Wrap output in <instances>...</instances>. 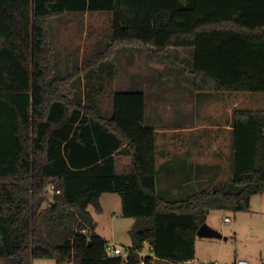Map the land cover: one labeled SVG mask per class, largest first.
<instances>
[{"label": "trees", "instance_id": "obj_1", "mask_svg": "<svg viewBox=\"0 0 264 264\" xmlns=\"http://www.w3.org/2000/svg\"><path fill=\"white\" fill-rule=\"evenodd\" d=\"M66 11H111L113 38L82 67L55 75L48 21ZM138 46L181 66L172 49H190L198 91L264 92V0H0V258L139 264L148 244L146 264L187 261L211 209L250 211L252 196L264 193V109L233 112V189L219 181L167 199L157 189L145 91H116L110 116L73 99L81 68ZM122 151L132 160L125 172L116 166ZM105 192L119 193L123 215L135 218L127 259L109 255L96 232L89 206L101 211Z\"/></svg>", "mask_w": 264, "mask_h": 264}, {"label": "rangeland", "instance_id": "obj_2", "mask_svg": "<svg viewBox=\"0 0 264 264\" xmlns=\"http://www.w3.org/2000/svg\"><path fill=\"white\" fill-rule=\"evenodd\" d=\"M112 23L111 11H66L51 17L48 24L56 54L55 75L66 74L75 66L82 67L86 60L105 50L113 38ZM178 58L181 59L182 66L179 64L180 60H174L172 56L150 55L145 47H119L111 57L90 72L81 68V74L72 87L73 99L92 104L102 114L109 115L113 109L116 91H145L146 123L157 126L158 145H207L209 159H217L219 156V178L227 177L229 172L232 174L234 167L233 145H222L220 139L219 147L214 145L216 127L231 121L235 109L263 110L264 92L198 91L194 88L193 76L187 69L189 58L193 61L191 52L180 50ZM200 124L205 126L191 131L177 132L174 129L178 126L192 127ZM200 135L201 142L198 139ZM160 158L161 156L158 161ZM208 163L209 168L215 167L210 165L211 161ZM208 186L191 185L179 196H165L173 199L184 198L197 189ZM53 193L50 186L47 193L49 200L53 199ZM258 197L260 200L254 202L250 212L212 209L206 223L216 229L219 236H200L196 242V257L184 264L209 261L215 264H234L236 259L241 258L249 264H264V193H259ZM107 203L112 204L113 209L105 214L93 209L97 215L96 217L94 214L96 220L100 222L99 228L109 238V243L127 248L131 243L127 220L114 209V202ZM261 203L263 207L260 206ZM112 231L120 236L112 237ZM10 263V259L0 258V264ZM32 264L57 263L54 258H34ZM155 264L164 262L159 259Z\"/></svg>", "mask_w": 264, "mask_h": 264}, {"label": "crops", "instance_id": "obj_3", "mask_svg": "<svg viewBox=\"0 0 264 264\" xmlns=\"http://www.w3.org/2000/svg\"><path fill=\"white\" fill-rule=\"evenodd\" d=\"M183 49L190 51V49L188 48H174L172 49V52L177 53L180 50L182 51ZM105 115L107 116L108 114H105ZM110 115L111 114H109L108 116ZM232 121H233V115L231 116V121H227V123L224 125L222 124L217 125L218 128L216 127V139H215L214 145L215 144L218 145L219 139L221 140L220 143L222 145L224 144L231 145V143H233ZM152 126L155 128V131H156V143H157V189L160 194H161L160 190L164 191L165 194L164 195L161 194L163 197L167 198L165 195H173V196L178 195L179 196L183 194L185 192V189L189 188L191 185H195L197 187L198 186L206 187L207 185H210V184H213L219 181H228L231 179L232 174H230V172L227 177L223 176L219 178V156L217 159H209L207 145H158L157 126L154 123H152ZM203 126L205 125L200 124L198 126H192V127L191 126H178V127H174V129L177 132L187 131V130L191 131V130H197L199 128H203ZM198 139H199V142H201L200 141L201 135L200 137L198 136ZM160 156H161L160 161H158V158ZM208 161H211L210 165H214L215 167L212 166L209 168ZM131 163H132V160H131L130 153H128L127 151L116 153V166L119 172L129 171L131 169ZM199 190L197 189L196 191H199ZM167 199H173V198H170L168 196ZM109 200L115 203L114 209H117L119 213H121V215L125 217L122 211V198H121V195L117 192H105L102 194L100 198V203L102 206L101 211H98L93 204L89 206V209L94 217V220L96 221V232H98L101 236L106 238L108 242H110L109 238H107V236L104 235L99 228L100 222L99 220H96L97 215L94 213V210L98 213L102 212V214L107 213L108 210L110 211L111 209H113L112 204L107 203V202L110 203ZM259 200L260 199L258 197V194H255L252 196L250 211L254 207L253 205L254 202L255 201L258 202ZM262 204L263 203L260 204L261 207H263ZM210 211L208 213L207 221L209 219ZM94 214L96 215V217ZM125 220H127L126 224H127V227H129L127 231L129 233V229L132 227L135 221V218L125 217ZM112 233H113L112 237L120 236L114 233L113 231ZM199 237L200 236L198 235L197 240ZM129 238H130L129 241H131V243L127 245V248L132 246V238L130 234H129ZM142 254L143 255H146V254L153 255L148 244L146 245L145 250L142 252ZM238 260L239 259H236L234 264ZM162 261L164 262V264H184L186 262V261H166V260L165 261L162 260ZM155 262H156V259L154 263Z\"/></svg>", "mask_w": 264, "mask_h": 264}, {"label": "built area", "instance_id": "obj_4", "mask_svg": "<svg viewBox=\"0 0 264 264\" xmlns=\"http://www.w3.org/2000/svg\"><path fill=\"white\" fill-rule=\"evenodd\" d=\"M107 252L111 256H122L124 259H127L128 255H129L128 249L121 247V246L114 244V243H108ZM204 263L205 264H215L214 262H210V261L204 262ZM139 264H146L144 255H143V258H141ZM235 264H249V262L245 259H239Z\"/></svg>", "mask_w": 264, "mask_h": 264}, {"label": "water", "instance_id": "obj_5", "mask_svg": "<svg viewBox=\"0 0 264 264\" xmlns=\"http://www.w3.org/2000/svg\"><path fill=\"white\" fill-rule=\"evenodd\" d=\"M234 186L229 183L226 182L224 185V189L229 191L231 189H233ZM198 235L199 236H219V233L217 232L216 229L212 228L211 226H209L207 223H204L198 230Z\"/></svg>", "mask_w": 264, "mask_h": 264}]
</instances>
